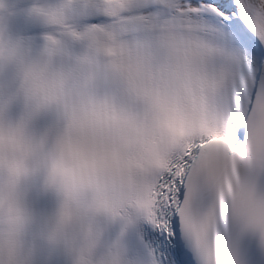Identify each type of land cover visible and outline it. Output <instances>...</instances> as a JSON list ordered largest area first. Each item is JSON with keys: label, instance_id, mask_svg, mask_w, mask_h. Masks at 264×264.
<instances>
[{"label": "water", "instance_id": "water-1", "mask_svg": "<svg viewBox=\"0 0 264 264\" xmlns=\"http://www.w3.org/2000/svg\"><path fill=\"white\" fill-rule=\"evenodd\" d=\"M236 138L229 144L209 137L189 166L174 218L183 264H191L186 245L194 219L202 221L204 241L213 231L227 240L233 264H264V58Z\"/></svg>", "mask_w": 264, "mask_h": 264}, {"label": "bare ground", "instance_id": "bare-ground-1", "mask_svg": "<svg viewBox=\"0 0 264 264\" xmlns=\"http://www.w3.org/2000/svg\"><path fill=\"white\" fill-rule=\"evenodd\" d=\"M134 0H35L22 4L15 10L46 9L55 5L86 6L94 9L96 13L88 16H73L68 13L66 21L50 25L46 28H31L30 30L1 35L5 41H17L13 36L37 35L40 40H50L58 37L62 32L81 33L93 25L105 20L120 16L153 15L167 11L177 10L185 12H202L210 16L219 24L218 34L224 38H239L242 42L255 44L264 52V0H216L211 6L204 0H162L139 9L122 8L124 4ZM13 11V10H12ZM10 12V11H6ZM4 12V13H6ZM0 13V15L4 14ZM188 14V13H187ZM240 30V31H239ZM242 31V32H241ZM243 32L248 35L245 36ZM242 35H241V34ZM187 230V252L191 264H233L232 248L227 240L222 241L220 233L213 231L211 239L204 241L202 221L192 220ZM199 228H195L196 226ZM228 239V238H227Z\"/></svg>", "mask_w": 264, "mask_h": 264}, {"label": "rangeland", "instance_id": "rangeland-1", "mask_svg": "<svg viewBox=\"0 0 264 264\" xmlns=\"http://www.w3.org/2000/svg\"><path fill=\"white\" fill-rule=\"evenodd\" d=\"M204 1H208L210 3L211 6H213L216 3V0H204ZM240 31V30H239ZM241 34V33H240ZM242 35V34H241Z\"/></svg>", "mask_w": 264, "mask_h": 264}]
</instances>
